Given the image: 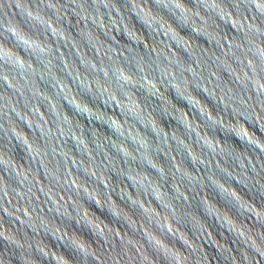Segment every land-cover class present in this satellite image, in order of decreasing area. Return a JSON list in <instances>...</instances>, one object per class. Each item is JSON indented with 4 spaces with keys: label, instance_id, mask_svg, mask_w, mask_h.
Masks as SVG:
<instances>
[{
    "label": "water",
    "instance_id": "water-1",
    "mask_svg": "<svg viewBox=\"0 0 264 264\" xmlns=\"http://www.w3.org/2000/svg\"><path fill=\"white\" fill-rule=\"evenodd\" d=\"M160 7L0 0V264H264V20Z\"/></svg>",
    "mask_w": 264,
    "mask_h": 264
},
{
    "label": "clouds",
    "instance_id": "clouds-1",
    "mask_svg": "<svg viewBox=\"0 0 264 264\" xmlns=\"http://www.w3.org/2000/svg\"><path fill=\"white\" fill-rule=\"evenodd\" d=\"M122 4L126 3L127 0H121ZM153 8L159 13V12H165L166 15L171 16V13L166 10V7L162 8L160 7V0H151ZM242 2L245 5L248 6H255L256 14L264 20V0H242ZM193 6H195V0H193ZM250 7H246L245 11H249ZM124 11L127 13L128 8H125ZM134 18L137 19V23H139V18L135 16V13H131ZM141 27L143 30L147 33H149V36L151 37V33L149 32V29L146 25L141 24ZM249 31L253 33L254 37H258L261 35H264V32H261L259 28L253 27L252 25H249ZM258 48V46H256ZM250 52L253 53V55H258V52H254L252 48L249 49ZM259 67L261 71H264V56H261L259 58ZM255 67H253V71L255 72ZM106 74V73H105ZM121 79L124 80V83H128V80L124 78V74L121 72L120 76L116 78L117 85L120 84ZM71 107H69L70 109ZM73 114V113H72ZM73 115H78V113H75ZM82 118V117H81ZM83 119V118H82ZM240 142V141H239ZM251 251V249H250ZM253 256H256L257 253L253 251ZM260 255L264 256V253H261Z\"/></svg>",
    "mask_w": 264,
    "mask_h": 264
}]
</instances>
